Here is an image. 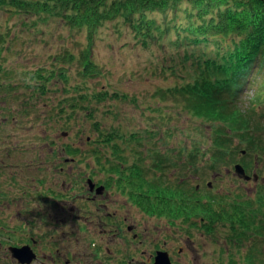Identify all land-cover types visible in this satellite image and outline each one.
I'll list each match as a JSON object with an SVG mask.
<instances>
[{
	"label": "rangeland",
	"instance_id": "1",
	"mask_svg": "<svg viewBox=\"0 0 264 264\" xmlns=\"http://www.w3.org/2000/svg\"><path fill=\"white\" fill-rule=\"evenodd\" d=\"M112 1L110 2L112 3ZM183 1L187 2L188 0ZM182 4L184 5V3ZM7 14L1 7L0 30L5 31L10 25L12 29H8V32L12 30V33L9 32L7 39L13 38L12 42L5 43V45L11 46L12 51L8 52L9 55L2 62L3 65L13 70L7 81L15 82L17 85L18 83L21 84L23 82L21 73L37 68L42 69L44 66L49 67L53 61V56L64 50L74 52L77 55L80 53V56L83 57L82 49L88 43H93V66L99 69L102 75L92 79V82L82 83L80 78L76 76V72H73L74 67H72V73L68 77L72 76L70 79H76L78 84H83L85 89H89V92L91 89L102 86L110 93L118 92L128 97L122 102L108 99L107 102L93 104L96 108H101V110L97 108L96 121L107 122V125L113 124L118 127L120 125L121 139L120 142L115 140L117 143L119 142L122 146L127 145L123 142L124 136H130V132L144 131L149 124L153 123L151 118L155 121L158 120L160 114L156 108H161L165 114H171L173 119L167 124L173 126L175 134L172 136H166L163 133L157 134L156 138L161 140L156 148L152 145V139L134 143L123 151L129 161L132 160V153L141 152L146 157L145 162L157 158L162 159L164 163L171 164L175 158L173 152L168 151L170 147L167 148V151L164 149V140L170 142H168L169 146L181 145L185 154L192 152V143L195 140L199 141L200 147L213 148L218 146L216 132H224L221 122L197 116L193 109L184 108L182 95H177V92L173 95L161 96L164 88L168 89L184 82V78L179 74L181 71L177 65L178 60H190L194 58L192 52L195 51L198 56L200 50L204 49V47L195 44L188 45L186 49L184 42L190 41L187 38L185 40L183 37L180 38V32L176 33L174 21L176 19L184 20V14H186L182 9L178 12L173 8L168 10L166 13L167 20L163 12H152L150 18L154 17L157 21H163L162 30L155 31L154 37L145 33L146 27L141 26L143 15L139 14L127 17L123 15L102 22L89 37L86 34V29L71 27V25L68 27L65 19L54 12L47 13V19L36 17L38 23L35 26L30 25L31 27L25 25V22L22 23L19 19L20 16ZM141 27L142 29H140ZM142 34L146 37L150 36L148 44L141 42ZM188 64H191V61ZM63 66L67 67V65ZM254 73L256 75V71ZM260 75L261 80H263L264 71ZM80 87L81 90L78 91L81 92L83 87ZM255 91L256 88L251 89L249 85L244 87L242 89L243 94L241 93V101L246 104L248 96L253 95ZM70 94L75 97L76 89L72 88L70 91L65 89L61 80L50 85L46 94H41V96L33 94L32 89L21 85L17 86L15 90L7 88L6 91L0 93V96L3 97L0 99V106L3 108L14 106L21 109V100H29L37 107L31 112L32 115L18 112L16 118L9 112H5V115L0 112V195L2 196L0 221H10L18 226H21L24 220L30 221L29 228H33L31 233L37 237L36 234L42 235V231L46 230L40 228V225L44 223L39 212L43 211L47 217L52 219L49 232L53 233L57 239L53 240L54 242L57 241L54 243V248L55 246L59 247L61 252L69 250L78 252V260L74 263L71 262L72 264H97L85 239V233H80L78 229L80 222L77 221H82L80 216L84 209L79 201H74V197L78 196L75 194L78 192V188L71 190L69 186L72 182L68 180L71 176L75 175V178L78 176L82 185L80 191L84 194L89 193L85 189L89 183L96 184L98 182V179L93 182L91 179H84L82 175H78L80 172L88 171L83 164L88 160L82 156L87 154L88 145L85 141L87 134L91 137L97 136L91 131V125L95 120L86 118V114L79 111L78 108H70L75 109L71 111L59 107L61 101L71 96ZM151 94L155 98H152ZM247 108L250 109V104L247 105ZM60 109L62 112L66 110L67 117L63 113V117L59 121L52 119L51 115ZM104 109L117 111L118 117L109 115ZM2 115L3 117H1ZM3 119L7 121L3 122ZM160 124L159 122L152 124V126H159ZM67 143L75 144L83 154L72 153L73 158H66L68 163H65L66 153L63 151V147ZM233 145L247 146L245 137L237 136ZM15 147L16 150L14 151ZM232 162L235 161L224 158L216 168H207L205 160H202L203 170L192 171L186 177L184 174L182 176L181 171L176 166H173L168 168V176L173 181L182 178L188 186L196 185L199 189L207 188L206 183L212 181L209 187L213 195L217 197L237 196L240 202L245 201L253 204L250 207V212L253 213L252 220L254 219L256 222L259 220V224H264V217L260 221L263 214L261 209L264 206V153L257 154L256 151L249 150L248 155L237 162L244 167L245 175L249 179H245L236 173L234 170L235 163ZM59 166H63L61 171ZM254 173L258 175L253 176ZM41 177L45 180H40ZM77 184L79 183H74V185ZM49 187H53V190ZM94 188L97 189L96 192L93 190ZM94 188H91L90 191L97 194L106 190L100 186ZM57 191L60 192V195ZM27 193L38 194L46 199L43 201L35 200L32 208L30 207L31 211L26 202ZM118 198L125 200L122 195L112 197L115 202L118 201ZM207 201L204 200V202ZM212 204L214 209L220 210L218 204H214L213 201ZM134 210L135 208H133ZM73 216H75V222L72 220ZM215 222L213 229L208 220L197 217L195 218L196 229L185 231L191 232L189 235H185L187 238L184 241L187 240L191 246L195 255L193 256L197 260L195 264H264V235L254 236V245L249 254L253 256V260L249 262V255L244 256L243 254L244 243L246 236L254 234L257 230L250 229L244 237L241 222L238 220L233 224L230 217L223 220L222 216H218ZM158 223L160 220L156 217L151 219V225ZM179 224L185 225L186 223L179 222ZM207 228H210L211 232ZM154 229L157 231L156 227ZM161 231L160 229L159 232ZM216 232L223 242L219 248L215 247V244L205 237L210 236L209 234L215 235ZM148 234L153 236L151 231ZM24 235H20L17 239L22 240ZM154 237L156 238V234ZM8 240L6 239L4 242ZM38 248L41 253L34 251L36 257L30 263L58 264L55 250L49 247ZM29 252L30 250L27 251V249L17 251L8 249L9 255L5 263L8 264L7 261L15 259L19 264H25L29 258ZM19 257L24 261L21 262ZM61 262L59 260V263ZM186 264H192V262Z\"/></svg>",
	"mask_w": 264,
	"mask_h": 264
},
{
	"label": "trees",
	"instance_id": "2",
	"mask_svg": "<svg viewBox=\"0 0 264 264\" xmlns=\"http://www.w3.org/2000/svg\"><path fill=\"white\" fill-rule=\"evenodd\" d=\"M110 1L0 0V8L2 7L8 13L7 15L20 16L19 19L28 27L38 23L36 17L47 19V13L54 12L65 19L68 27L71 25V27L86 29L88 37L102 22L123 15L127 17L137 14L143 15L141 26L146 27L145 33L154 37L155 31L162 30L163 21H157L154 17L150 18L151 13L163 12L167 20L168 10L173 8L178 12L182 9L186 14H184V20L174 21L176 33L180 32V38L183 37V40L187 38L190 41L184 42L186 49L190 44L200 45L204 49L200 50L198 56L195 51L192 52L194 58L190 60H178L177 65L181 71L179 74L184 78V82L168 89L164 88L161 96L173 95L177 92V95H182L184 108L193 109L197 116L221 122L224 132H216L218 146L200 147L199 141L195 140L192 143V152L185 154L181 145L169 146L170 142L164 140V149L167 151L170 147L168 151L173 152L175 158L171 164L157 158L145 162L146 158L141 152L132 153V160L129 161L123 151L134 143L152 139V145L156 148L161 140L156 138L157 134L163 133L166 136L175 134L173 126L167 124L173 117L171 114L162 112L161 108H156L160 117L156 120L157 122L153 118L151 120L153 124L159 122L161 124L144 133L130 132V136L123 138V142L127 145L122 146L119 143L120 125L118 127L113 124L107 125V122L96 121L97 108L99 110L101 108H96L93 104L107 102L108 99L122 102L128 97L118 92L110 93L102 86L91 89L89 92V89H85L83 84L79 85L76 79H70L72 76L68 77L72 73V67L82 83L92 82V79L102 75V72L93 66V43H88L82 49L83 57L80 53L77 55L68 50L55 54L49 67L41 66L42 69L37 68L21 73L24 84L22 82L17 85L15 82L7 81L13 70L2 63L9 55L8 52L12 51L10 45H5L13 39H7L9 32L12 33V30L8 32V29H12L8 25L7 30H0V93L7 88L15 90L16 85H21L32 89L33 94L41 96L46 94L50 85L61 80L65 89L70 91L74 88L79 95L75 94L73 97L70 94L71 96L61 101L59 107L71 111L75 109L70 108H78L86 114V118L95 120L90 130L97 136L91 137L87 134L85 138L88 145L87 154L82 156L88 160V162L82 161L88 171L85 170L78 175L93 181L98 179V183L106 184V187L112 188L114 193L122 195L128 203H133L141 212L145 211L148 215L166 214L185 218L205 216L208 217L212 228L218 216H222L223 220L230 217L233 224L236 220L241 222L244 237L252 228L256 229L259 235H264V224H259V220L258 222L252 220L253 213L250 212V207L253 204L240 202L237 196L217 197L211 193L210 187L199 189L196 185L188 186L182 178L173 181L168 176V168L173 166H176L185 177L192 171L203 170L202 160H205L207 168H216L224 158L233 159L235 162L232 163H236L241 158H245L246 155H242L243 149L247 151L246 154L249 150H254L257 154L264 153V79L261 80L260 77V73L264 71V0H188L187 2L183 0H113L112 3ZM179 2L181 4H178ZM149 37L142 34V38H145L143 44L145 42L148 44ZM190 61L191 64H188ZM56 77L58 79H55ZM248 85L251 89L256 88V91L248 96L244 104L240 99L241 93L243 94L242 89ZM80 86L83 87L81 92L78 91L81 90ZM154 95L151 94V97L155 98ZM2 98L0 96V99ZM20 102L21 109L14 106L10 108L0 106L1 114L5 115V112H9L16 118L18 112L32 115L31 112L37 109L36 105L29 100ZM249 104L250 109L247 108ZM66 110L62 112L60 109L53 114L54 116L51 115V118L59 121L63 113L66 115ZM104 110L109 115L118 117L117 111ZM6 121L3 119V122ZM48 123L51 124V122ZM240 135L245 137L247 146L233 145L234 139ZM63 151L66 153L64 157L66 163L68 162L66 158H73L72 153L83 154L73 143H67ZM79 179L78 176L75 178V175L68 178L73 187L76 182L80 184ZM204 200L208 201L204 202ZM212 201L218 204L220 210L214 209ZM261 211L263 214L260 221L264 217V206ZM207 230L210 231V228ZM253 245L247 249L244 256L250 254ZM248 259L249 262L252 261L253 256L249 255Z\"/></svg>",
	"mask_w": 264,
	"mask_h": 264
},
{
	"label": "flooded vegetation",
	"instance_id": "3",
	"mask_svg": "<svg viewBox=\"0 0 264 264\" xmlns=\"http://www.w3.org/2000/svg\"><path fill=\"white\" fill-rule=\"evenodd\" d=\"M98 186H102L106 190L97 194L90 191L91 186L90 188L88 186L85 188L89 192L88 194L81 193L79 190L75 193L78 196L74 197V201H79L81 206L84 207L82 210L83 214L80 216L82 221H77L80 222L78 226L79 232L85 233V239L90 251L94 254L93 259L97 261V264L197 263L190 244L187 243V240L184 241L187 238L185 235L191 233L185 231L196 229L195 218L197 217L190 216L185 218L167 216L166 214L148 215L145 211L141 212L133 203H128L126 199L118 198V201L115 202L112 197L120 194L114 193V190L106 187V184L96 183L95 187ZM49 188L51 189V187ZM93 190L97 191L96 188ZM26 196V202L31 211L30 207L32 208L35 200L43 201L46 199L32 193H27ZM1 199L2 196L0 195V201ZM133 208H135L134 211ZM2 211H4L3 208ZM39 216L44 223L40 225V228L46 230L42 231V235L36 234L37 237L31 233L33 228H29L30 221L24 220L21 226L16 225V223L12 224L10 221H0V264H6L5 259H8L9 255L8 249L21 247H28L30 250V260H26L27 263L25 264H33L30 262L36 257L35 252L41 253L38 247L41 249L49 247L55 250L54 253L57 256L58 264H72L71 262L74 263L78 260V252L75 250L61 252L59 247L55 246L54 248V243L57 241H53L56 238L53 233L49 232L52 219L47 217L43 211L39 212ZM153 217L159 219L160 223L151 225ZM201 217L208 220V217ZM72 220L76 221L75 216L72 217ZM179 222H185L186 224L181 225ZM154 227L157 228V231ZM160 229L162 230L161 232H159ZM150 231L153 236L148 234ZM23 234L25 235L22 240L17 239ZM154 234H156V238ZM209 235L205 237L208 241L215 244V247L219 248L223 244L217 232L215 235ZM6 239L9 240L4 242ZM225 257L227 259V255ZM59 260L62 262L59 263ZM13 262L14 264H19L15 259H13Z\"/></svg>",
	"mask_w": 264,
	"mask_h": 264
},
{
	"label": "water",
	"instance_id": "4",
	"mask_svg": "<svg viewBox=\"0 0 264 264\" xmlns=\"http://www.w3.org/2000/svg\"><path fill=\"white\" fill-rule=\"evenodd\" d=\"M236 171H237V173L239 174V175H241L242 177H244L245 179H249V177L248 176H246L245 175V170H244V167L243 166H241V165H236ZM91 186H93V184L91 183ZM20 250H26V248L25 249H20ZM15 251H17V250H15ZM20 258V257H19ZM21 259V258H20ZM23 261V260H22Z\"/></svg>",
	"mask_w": 264,
	"mask_h": 264
}]
</instances>
